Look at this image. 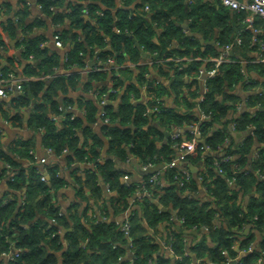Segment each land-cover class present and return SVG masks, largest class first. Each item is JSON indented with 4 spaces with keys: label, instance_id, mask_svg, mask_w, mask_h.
Returning <instances> with one entry per match:
<instances>
[{
    "label": "trees",
    "instance_id": "trees-1",
    "mask_svg": "<svg viewBox=\"0 0 264 264\" xmlns=\"http://www.w3.org/2000/svg\"><path fill=\"white\" fill-rule=\"evenodd\" d=\"M37 1L55 22L67 19L71 27L80 29L84 34L81 40L76 32H61V41L69 44L67 59L63 62L65 68L80 64L87 46L102 47L105 37L110 42V50L99 51L103 60L114 54L121 61L118 54L124 52L131 62L141 58L134 41L156 59L167 52L179 56H214L220 53L223 44L239 37L240 43L234 46L232 52L245 63L220 64L216 74L205 79L206 91L198 105L194 99L189 101L187 97H196L199 91L196 79L198 69L201 66L208 68L211 63L190 60L181 62V68H177L178 63L164 61L157 65L135 67L139 85L146 83L144 76L150 69L167 79L166 85L151 84L147 91L158 97L164 93L172 95L173 106L145 113V103L131 104L129 92L136 90L133 84L129 85L117 110L108 104L103 108L110 122L117 120L121 125L131 122L133 128L110 124L105 127V133L110 150L119 157L126 158L128 148L139 164L162 163L165 184L158 188L147 182L149 175H146L139 182L121 185L120 177L127 171L114 168L111 161H99L85 131L83 140L79 138L78 130L83 119L73 107L85 104L90 109L89 116L94 107L87 101L78 102L69 96V91L75 89L79 80L78 73L54 75L53 68L59 62L57 55L40 47L39 38L24 37L19 43L21 57L37 58V63L31 69L30 66L23 68V74H34L37 78L21 82V93L14 100V106L30 107L27 123L40 133L42 148H50L56 155L66 149L68 163L92 162L94 165L87 163L84 169L87 173L85 183L98 187L100 177L110 190L116 191L111 202L117 211L130 207L129 198L139 183H145L150 195L165 209L160 210L149 197L139 199V207L129 216L130 260L125 248L128 239L120 229V222H106L95 217L89 220L87 217L85 225L71 216L73 228L62 234L61 226L67 225L69 220L59 213L51 198L52 190L61 184V180L55 175L54 167L47 164L44 167L48 178L40 180L42 166L35 158L32 145L28 140L17 139L6 149L0 146V178L8 177L10 171L14 172V179L9 182L10 190H17L23 185L26 190L19 207L13 193H10L12 199L5 203L4 199H0V253L9 251L11 247L21 250L10 264H58L57 252L61 251L64 241L60 256L62 264H130L131 260L133 264H147L148 261L151 264H192L186 249V234L193 228L205 227L204 236L189 247L190 252L199 257L194 264H207L204 256L214 264H223L222 249H226L231 257H237L239 249L244 250V254L238 257L240 264H264V81L260 80L264 77V62H250L264 54V18L254 16L253 28L260 30L254 33L246 26L248 12L245 9H230L219 0H119L120 4L116 6L114 0H88L86 5L69 4V9L58 13H54L53 8L56 5L61 8L59 0ZM100 3L106 8H101ZM84 13L87 19L83 18ZM183 22L189 31L201 35L203 42L196 36L188 35L180 25ZM122 33L126 36L122 37ZM212 39L214 43L210 42ZM0 46H3L1 40ZM241 68L249 77L253 78L255 74L259 77L256 85L243 86L244 91H253L245 100L235 91L244 78ZM0 70L6 72L11 69L4 66ZM105 72L92 71L89 79H103ZM38 76H52V79L48 81V78ZM117 78L113 77L114 87L121 84ZM257 85L263 90L255 91ZM102 90L106 91V88ZM59 92L64 95L61 104L53 99ZM238 102L245 105L244 110L236 109ZM68 104L73 106L72 109L63 111L61 108ZM200 110L208 113L209 117L199 118ZM71 114H74L72 118L69 117ZM150 118L156 125L149 122ZM194 123L200 129L204 145L216 154L204 156L199 152L196 156L187 157L189 163L203 160L197 174L205 192L201 200L190 194L196 190L195 180L189 176L180 186L182 168L176 163L167 165L176 155L175 140L168 138L160 142L163 135L161 128L170 130ZM234 133L245 134L236 140ZM186 137L190 138L191 134L187 133ZM255 142V149L260 148L249 156ZM225 155L229 158L220 162L223 173H219L215 162ZM20 157L32 161L29 178L19 165ZM251 189L254 194L243 205V195ZM171 211H175V218ZM52 217L56 218V225L49 224ZM160 225L164 229L160 238L163 237V242L170 245L173 256L166 255L163 244L157 238L162 229ZM245 226L248 227L246 231L243 230ZM56 231L55 235H51ZM257 233L261 235L260 241L252 247ZM111 243L116 246L112 247ZM250 245L251 250L247 251ZM119 256H122L121 260Z\"/></svg>",
    "mask_w": 264,
    "mask_h": 264
},
{
    "label": "crops",
    "instance_id": "crops-1",
    "mask_svg": "<svg viewBox=\"0 0 264 264\" xmlns=\"http://www.w3.org/2000/svg\"><path fill=\"white\" fill-rule=\"evenodd\" d=\"M59 1L61 8L56 5L53 8L54 13H58L61 10L63 11L65 8L66 10L69 9V4L72 5L75 3H80L82 5H86V3L88 2V0ZM114 2L115 6L120 4L119 0H114ZM100 7L103 9L106 8V6L102 3H100ZM112 12L113 16H115L114 8L112 9ZM98 13H102L101 9H99ZM83 16V18L87 19L85 13L83 14ZM65 31L76 32L81 40H83L84 38L83 32L78 28L71 27V24L67 19H64L63 22H55L52 15L43 10L37 0H0V40L3 42V46H0V67L6 66L7 68L15 71L17 74H23V68L25 67L30 66V69L33 68V66L37 63V58L21 57L22 49L20 48L21 45L19 43L24 37L39 38V46L46 48L48 53L54 52L58 57V65L53 68L54 75L71 74L72 72L78 73L79 80L76 83L75 89L69 91V96L75 98L78 102L87 101L94 107L91 113L92 115L90 116L88 113L90 109L86 108L85 104L81 107L76 106L74 108L75 113L81 115L83 119L78 130L80 140H83V132L85 131L87 141L97 152L99 161H111L114 168L125 169L128 172L130 182H139L146 175H143L144 169H141L137 159L130 152H128V148H126L125 152L126 158H121L110 150L109 139L105 133L106 126L101 116L104 105L99 102V98H97L95 95L97 91L104 92L107 96V99H109L106 104H108V106H111L113 110H117L121 103L123 95H125V91L129 90V85L133 84L136 90H132L129 92V99L131 104L136 105L139 102L145 103L149 95L147 87L150 86V84L166 85L168 81L166 78L158 74L156 70L150 69L149 72L144 76L146 83H144L143 85H139L137 82V77L135 76V68L124 67L125 64L129 61L127 55L124 52L118 54V56H121V61L117 60V56H115L114 54L109 56L110 58H112L111 63H113L114 66L122 65L120 67H115L117 71L116 73L99 71L105 72V78L97 80L89 79V73L93 71L92 68L98 63L94 54L99 53V51L101 50H110V42L107 37H105V43L102 47L87 46V50L80 64H75L69 68H65L63 67V62L65 61L64 55L69 49V44L62 41L63 46H57L54 43L55 34H61V32ZM124 36L126 35L124 34ZM173 44H176V42H173ZM143 57L144 56H142V58ZM32 76L33 78H37L34 74H32ZM115 76L118 77L117 79L121 81V84L116 86V92H111L109 90L110 86H114L112 80ZM47 78L49 81L52 79V76H49ZM184 78L185 80H189V78L187 77ZM253 78L258 82L259 77L256 74L253 75ZM198 79L199 91L195 98L187 97L189 101L190 99H194L196 102V99L200 94L202 79L201 77H199ZM261 79L262 78H260V80ZM103 87L106 88V91L102 90ZM259 90H263V87L257 85L255 87V91ZM235 91L236 94L243 100H245V97L249 95V93L253 92L252 90H250L249 92L243 91L240 88H236ZM20 93L21 91L17 90L16 88H12L10 89V91H7L5 96H0V146L3 149H6V147L10 143L16 141L17 139L28 140V142L33 147L35 158L38 159L43 154L44 149L41 146L40 133L32 127L28 126L27 122L29 118L30 107L14 106V100ZM63 96V93L59 92L57 95H54L53 99L56 100L57 104H61ZM158 98L160 99L163 106H173L172 95L164 93ZM149 120V122L156 125V123L151 118ZM110 124L116 126H132L130 128H133V124L131 122L127 125H121L119 121L116 120L115 122H110ZM3 126L9 129H17L19 131L26 132V134L23 135L20 133H14L10 135V133ZM176 129L178 128L172 127L170 130L161 128L160 130L162 131L163 135L160 142L162 143L166 141L169 138L170 133ZM180 129L181 131H184V128ZM244 134L245 133H235L234 138L236 140H240ZM181 135L184 134L182 133ZM256 147L257 142L253 143L249 156L253 153ZM203 155L215 156L216 154L211 153L210 151H206L203 153ZM66 158V152L59 155H56L54 153L46 154V164L54 167L56 173L55 175L58 176V178L61 180V184L52 190L51 198L57 206L59 213L63 215L64 218L69 220L67 225L61 226V233L64 234L73 228V222L70 219L71 216L79 219V221H81L85 225L87 223V217L89 220H91L93 217L103 218L106 222L122 221V219L124 218V211H117L111 202V197L116 195V191L105 190V182H103L100 177L98 178V187L92 185L91 183H85L87 173L84 169H86L87 164L79 161L68 163ZM202 164V159L198 160L196 163L188 164V166H194L196 168V173L190 170L191 176L196 182V190L194 192L191 191L190 194L194 195V197L198 200H201L205 193L204 188L201 184V180L197 175ZM19 165L25 171L26 178H29V170L32 169V161L26 157H20ZM246 166L247 164L245 165V168ZM159 172L163 174V166L159 168ZM119 181L121 185L126 184L122 176L120 177ZM162 181L163 184H165V180L163 178ZM9 182L10 180L7 178V176L0 178V199H6L8 194L13 193L17 198L16 204L19 207L26 190V186L23 185L19 189L12 191L10 190ZM253 194L254 191L251 189L249 193H245L243 195V205ZM144 196L149 197L150 201L155 203L156 206L161 210V207L163 206L156 198H154L150 194H145ZM129 204L131 205V207L137 209L139 207V199L136 200L133 194L129 198ZM171 213L175 218V211H171ZM160 228H163V226L160 225ZM247 228L248 227L245 226L243 230L246 231ZM204 232L205 229L199 227L197 229L193 228L189 230L186 234V249L188 251V255L191 257L192 264L197 262L199 260V257H195L190 252L189 247L195 245L204 236ZM162 233L163 231L160 230L161 235ZM260 236L261 235L259 233L255 235L252 241V247L257 246L260 241ZM63 249L64 245L61 247V251L57 252V254L59 255L58 264H62L60 261V256ZM237 249L238 247L235 248V250ZM165 253L167 256H171L166 250ZM236 254L237 258L241 257L244 254V250L239 249ZM203 258L205 259L207 264H214L213 262H210L207 256H204ZM9 262L10 259L8 258V256L0 253V264H10Z\"/></svg>",
    "mask_w": 264,
    "mask_h": 264
},
{
    "label": "built area",
    "instance_id": "built-area-1",
    "mask_svg": "<svg viewBox=\"0 0 264 264\" xmlns=\"http://www.w3.org/2000/svg\"><path fill=\"white\" fill-rule=\"evenodd\" d=\"M190 1V0H188ZM220 3L230 9H245L248 12V15L246 16V26L251 29L254 33L259 32V29L253 28V18L254 16H259L264 18V0H219ZM145 9H147V7L145 6ZM183 28V27H182ZM183 30L186 32V30L183 28ZM253 41H255V37L252 38ZM54 43L57 46H63V43L60 39V33H56L55 34V38H54ZM240 43V39L239 37H235L233 42L227 43V44H223L221 46L220 49V53H218L217 55L214 56H205V57H200V56H196V57H191L189 55L187 56H179L176 55L173 52H167L165 54H163L160 58H156L154 59L153 56L152 57H143L141 55V58L138 59L136 62H131L130 60L128 61V63L125 64L124 67H137V66H151L153 64L157 65L158 63H162L164 61H174L176 63H178V67L177 68H181V62H188L190 60H201V61H207L210 64V66L208 68H205L203 66H201L198 69L197 72V76L196 78L198 79L199 77H201L202 79V87H201V91L199 96L196 99L197 105L203 101V95L206 91L205 88V79L207 77H212L213 75L216 74L217 72V67L222 64V63H245L244 59H241L239 57L238 54L232 52L234 46H237ZM21 48V46H20ZM96 53V52H95ZM97 54V55H96ZM94 54L98 63L92 68L93 71H113V72H117L115 67H120L122 65H116L114 66L112 62V58L108 57L105 60H103L100 56L99 53ZM65 60L67 59V55H64ZM250 62H264V54H260L259 57H255L253 59L250 60ZM241 73L244 74V78L239 82V84L235 87L236 88H240L243 90V86H247V84H251V85H256L257 81L252 78L249 77L248 75H246L245 70L243 68L240 69ZM205 76L204 78L202 76ZM48 76H38V78H47ZM33 78V76H26L24 74H17L15 71L10 70V71H6L3 72L0 70V96H5L7 91H10V89L12 88H16L17 90L21 91V82ZM264 77L261 79L262 81ZM199 81V79H198ZM151 86V84H150ZM256 87V86H255ZM111 92H116L117 89L114 86H110V90ZM244 91V90H243ZM247 92H249V90H246ZM97 98H99V102L103 105H105L107 103V101L109 99H107V96L104 92H100L97 91L96 95ZM245 106L244 104L238 102L236 104V109L237 110H241L242 107ZM72 105L68 104L65 107L61 108L63 111H67V110H71L72 109ZM75 108V107H73ZM165 108V106L162 105L160 99L158 98V96L154 95V94H149L147 100L145 101V113H153V112H159L161 110H163ZM259 108V107H258ZM105 109L103 108V111L101 112V116L103 119V122L105 123V126H109L110 125V121L109 119L105 116ZM74 116V114H71L69 117L72 118ZM199 118L204 119L209 117L208 113L203 112L202 110L199 111ZM55 116L52 117V119H54ZM178 128V127H177ZM184 131H181L180 128L173 130L170 133L169 138L171 140H175L174 145L176 146V155L174 157V159H172L171 161H169L167 163V165L172 166L175 163L180 165V163H183L184 165H180V167L182 168L181 170V175L183 176L182 179H179V185L183 186L184 181L189 179V176H191V172L189 169V161L187 159L188 156H194V155H198V153H204L206 151H209V148L204 145L203 140L201 138L200 135V129L197 126L196 123L192 124V125H185ZM231 128L233 129L234 126L231 125ZM184 135H181V134ZM189 133L191 134L190 138L186 137V134ZM235 134V133H234ZM260 147H258L259 149ZM258 149L254 150V153H256L258 151ZM62 152H66V149H63ZM47 153H53L51 151L50 148H45L43 154L38 158V163L42 166L40 172V176L39 179L40 180H46L47 179V171L46 168L44 167V164H46V154ZM215 154V153H214ZM218 155V154H217ZM229 158V155H225L223 156L219 161L215 162V166H216V170L219 173H223L222 168L220 167V162L221 161H225ZM84 163V162H82ZM86 164H90V165H94L92 162H85ZM141 169H145L147 166H153L155 164H139ZM6 167H9V164H5ZM125 183H130L129 181V174L128 172H125L122 175ZM192 177V176H191ZM10 181H12L14 179V172H9L8 173V177H7ZM163 174H161L159 172V170H157L156 172L152 173L149 175L147 182L153 184L154 186H157L158 188L162 187L163 181ZM105 190H110L109 186L105 183ZM135 196V199H140L142 196H144L145 194H150L148 192V190L146 189L145 183H139L137 184V189L135 191V193H133ZM9 198L4 199L3 203L7 202V200L12 199V196L9 194L8 195ZM135 208L130 207L128 209H126L124 211V218L122 219V221H120V229L122 230L123 234L127 236L128 242L125 244L126 249L128 250L131 243H130V236H129V229H130V222H129V216L132 213V211ZM57 221L55 217H52L50 219L49 224L51 225H56ZM205 229V227H202ZM197 229V228H195ZM162 231H164V229H161ZM59 231V230H58ZM58 231L56 232H52L51 235H55ZM148 231H152L151 228H148ZM162 235L160 233L157 234V238L159 239L160 243L163 244V249L166 250L171 256H173V250L170 247V245L166 244L165 242H163L164 238H160ZM63 245H64V241ZM112 247H115L116 244L115 243H111ZM251 250V245L248 247L247 251ZM21 250L19 248H15V247H11L9 249V251L6 252H1L3 255H7L8 258L10 259V261H12L14 258L18 257L20 255ZM220 253L224 256V262L223 264H231L232 262L236 263V264H240L239 260L237 257H231L228 255V252L226 251V249H222L220 250ZM126 256L127 258H129L130 260V252L127 251L126 252ZM120 260L122 259V256L118 257ZM199 261V260H198ZM197 261V262H198ZM130 264H133V261H130ZM147 264H151L150 261H148Z\"/></svg>",
    "mask_w": 264,
    "mask_h": 264
},
{
    "label": "water",
    "instance_id": "water-1",
    "mask_svg": "<svg viewBox=\"0 0 264 264\" xmlns=\"http://www.w3.org/2000/svg\"><path fill=\"white\" fill-rule=\"evenodd\" d=\"M180 25L186 30V33H187L188 35L196 36V37L199 39L200 42H203V38H202V36L199 35V34H197V33H194V32L189 31L188 28H187V24H186L185 22L181 23ZM121 36L124 37V34L122 33ZM210 42H211V43H214V39H212ZM134 43H135V45L137 46V48L139 49V51H140V53H141L142 56H144V57H149V58L152 57L151 54L147 53V52L144 51L142 48H140V47L138 46V44H137L136 41H134ZM202 77L204 78L205 76L203 75ZM263 80H264V79H263ZM244 109H245V106H243L241 110H244ZM258 109H261V110H262L261 107H259ZM251 111H254V110L251 109ZM127 127H132V126H127ZM166 135H167V133H166ZM180 164H181V165H184L183 163H180ZM162 166H163V164H161V163L155 164V165H153V166H147V167L143 170V175H150V174L156 172L157 170H159V168H161ZM189 169H190L192 172L196 173V168H195L194 166H189ZM161 210H164V208L161 207ZM169 255H170V254H169Z\"/></svg>",
    "mask_w": 264,
    "mask_h": 264
},
{
    "label": "rangeland",
    "instance_id": "rangeland-1",
    "mask_svg": "<svg viewBox=\"0 0 264 264\" xmlns=\"http://www.w3.org/2000/svg\"><path fill=\"white\" fill-rule=\"evenodd\" d=\"M3 127H4V128L10 133V135H12V134H14V133H20V134H23V135L26 134V132L19 131V130H17V129H9V128L5 127V126H3Z\"/></svg>",
    "mask_w": 264,
    "mask_h": 264
}]
</instances>
